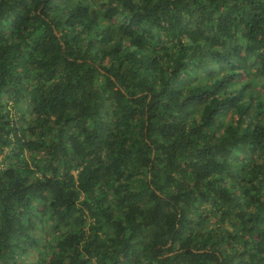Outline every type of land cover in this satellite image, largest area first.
I'll return each instance as SVG.
<instances>
[{"label":"trees","instance_id":"16d2710c","mask_svg":"<svg viewBox=\"0 0 264 264\" xmlns=\"http://www.w3.org/2000/svg\"><path fill=\"white\" fill-rule=\"evenodd\" d=\"M0 264H264V0H0Z\"/></svg>","mask_w":264,"mask_h":264},{"label":"built area","instance_id":"2783aa9c","mask_svg":"<svg viewBox=\"0 0 264 264\" xmlns=\"http://www.w3.org/2000/svg\"><path fill=\"white\" fill-rule=\"evenodd\" d=\"M8 150H4V152L2 154H0V170L3 169L5 167V153H7Z\"/></svg>","mask_w":264,"mask_h":264}]
</instances>
